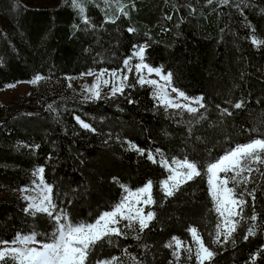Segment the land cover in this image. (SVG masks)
<instances>
[{"label":"trees","instance_id":"obj_1","mask_svg":"<svg viewBox=\"0 0 264 264\" xmlns=\"http://www.w3.org/2000/svg\"><path fill=\"white\" fill-rule=\"evenodd\" d=\"M254 41L264 42V0H83L80 7L72 0L51 6L0 0V90L37 75L46 89L39 103L7 105L0 114V242L32 233L51 240L55 222L25 211L19 195L43 167L58 209L73 223L112 210L125 187L152 183L149 227L140 232L138 224L120 222L125 235L98 242L86 264L113 257L115 264H197L193 227L215 253L204 264H264V164L253 165L259 171L247 185L255 188L258 219L241 220L227 243L223 235L213 243L219 216L207 172L230 149L264 138V43ZM143 45L144 61L172 73V84L187 96L203 97L204 108L193 114L166 107L153 84L139 82L135 53ZM126 60L132 68L122 94L85 100L69 87L70 77L120 70ZM174 158L195 162L201 175L168 197L161 159ZM245 199L250 217L252 200ZM253 224L256 234L245 240ZM173 238L179 249L168 247Z\"/></svg>","mask_w":264,"mask_h":264},{"label":"snow or ice","instance_id":"obj_2","mask_svg":"<svg viewBox=\"0 0 264 264\" xmlns=\"http://www.w3.org/2000/svg\"><path fill=\"white\" fill-rule=\"evenodd\" d=\"M82 2L83 0H72L74 7H80ZM222 2L227 3V0H222ZM208 3H212V0H208ZM129 31H133V29H129ZM254 43L264 42L254 41ZM146 47L147 45L138 47L135 53L141 60L144 58ZM124 63L127 66L128 61L126 60ZM141 67H147L149 73L155 72L161 74L162 72L160 68H152L147 65H136L137 71ZM104 71L106 70H102L101 75L104 74ZM87 75H92V73L89 72ZM110 75L115 78L117 73L114 70ZM171 77L172 73L169 72L163 75L162 78L165 82H170ZM41 78V76L37 75L33 82L39 81ZM99 79L97 77V84L99 83ZM126 79V76L122 78V80ZM139 82L142 84L157 83L154 80L145 81L142 76L139 78ZM107 83L108 81L105 80L104 84L107 85ZM123 88V83H121L119 88L113 86L111 94L116 95L117 92L122 94ZM86 91H92L93 94L92 96H86L85 100L100 99V92L98 90L93 91V89L86 88ZM172 91L178 92V96L185 100L190 99L185 96L184 92L176 88H173ZM158 98L166 107L175 109L184 108L193 114L198 113L200 108H204V104L202 103L203 97L191 98V103H195L199 107H192L191 103L183 105L176 103L168 99L166 94L164 96H158ZM243 104L244 101H240L235 103L234 107L240 109ZM223 111L229 115L231 114L226 108ZM76 119L81 123L83 128L95 131L94 128H91L90 124L84 123L79 117ZM262 154H264V138H256L252 139L249 143L241 144L230 149L225 155L207 166V172L210 174V192L216 204L215 211L223 218L222 224L217 225L216 237L213 243H220L221 235L224 237L223 242L227 243L232 237V234L236 232L241 220L250 219L253 222L257 221L258 217L255 212V188L249 191L247 185L252 183L253 171H259V168L254 169L253 165L264 164V155ZM148 159L155 162V158L151 153H149ZM163 163L171 173L167 179L162 181V190L168 197L175 195L176 191L179 190L181 182L186 183L196 176L201 175L197 164L190 162L187 158L173 160L172 165H175V167L168 165L166 161ZM43 172V167L36 169L34 172V175L39 181L38 183L34 181V183L39 188L40 195L39 197L31 195L24 196V199L29 201L25 211H29L33 216L40 213L49 216L56 225L55 230L51 234L52 238L47 242L38 241L37 234L32 233L29 235H17L10 243L7 241L0 242L8 245L7 247L0 248V264H86L89 253L98 242L102 241L105 237L110 238L113 235H125V232L117 226L121 220L128 221L125 225L126 228L132 227L133 222H136L139 226V231L143 232L155 218V213L152 211H148L145 215L143 208H133V204H139L141 202L140 199L129 203L128 197L125 196L112 210L103 212L93 223H73L64 209H58L53 196V186L44 181ZM221 173H224L223 178L220 176ZM228 173H232V175L229 176ZM170 182L171 187L169 186ZM230 182L233 185L232 187L228 186ZM241 185L243 187H240ZM151 188L152 183L149 181L144 187L136 190L135 193L127 189L126 192L137 197L140 194H147L142 202L144 205H148L154 203L150 194ZM238 188L240 189L239 192L237 191ZM22 191L27 192L28 190L24 189ZM245 195L252 200V215L250 217H245L243 214L244 208L248 204ZM222 227L224 229L223 232H221ZM189 231L197 244L195 253L197 264H204L205 261H210L215 253L205 246L195 227L189 229ZM255 234L256 225L253 224L248 227L244 239L247 240L249 236ZM137 239H139V236H137ZM232 243H235V240H232ZM180 245L181 241L173 238V241L169 243L168 247L175 246L179 249ZM187 251L191 255V248H188ZM174 255H177L178 258V251ZM252 259L255 260V256ZM116 260L117 258L113 257L108 261L98 260L96 264H115Z\"/></svg>","mask_w":264,"mask_h":264},{"label":"rangeland","instance_id":"obj_3","mask_svg":"<svg viewBox=\"0 0 264 264\" xmlns=\"http://www.w3.org/2000/svg\"><path fill=\"white\" fill-rule=\"evenodd\" d=\"M21 1L24 2L25 4L32 5V6H51V5H54L56 2V0H21ZM136 57H137L136 65H147L148 67H151L144 61V58H143V60H141L140 57H138V56H136ZM136 65H135L134 70L139 74V78L142 76L145 81H148V80L157 81L156 84H153L155 86V94L157 97L158 96H164L166 94L168 99H171L174 102L180 103L182 105L187 104V103H191V98H196V97H189L185 94L186 97L190 98L189 100H185L184 98L178 96V92H173L172 89L175 87L172 84L171 80H170V82H165L164 79L162 78L163 75H166L167 73H163V72H161V74H157L155 72L149 73L147 70V67H141V69L139 71H137ZM131 68H132L131 65L127 64V66L125 65L124 68H122L120 70L119 69L115 70L117 73L115 78H113L110 75V73L114 70H106V69H102V70H106V71H104L103 75H101L102 70L91 72L92 75H87V73L80 74L78 76L70 77L68 79V84H69V87L71 90L77 92L83 98H85L86 96H92V94H93L92 91H86V88L87 89H93V91L98 90L100 92V94H103V95L104 94H111L113 86L119 88L121 86V83H123V85H125L127 79L122 80V78L124 76H126V77L128 76V73L131 70ZM152 68H154V67H152ZM97 77L100 78L98 84H97ZM34 80H35V78L31 81H20V82L13 84V85L7 86L4 89H1L0 90V114L3 110V108L7 105H13V104L18 103V102H23L24 104H26V103H30V104L39 103L42 96L46 93V89H45V87H43L44 82H43L42 78L36 82H33ZM105 80L108 81L107 85L104 84ZM94 86H96V87L94 88ZM197 97H200V96H197ZM191 106L192 107H199L195 103H191ZM173 160H182V159L174 158L170 161L165 160V159H161V162H162L163 166H164L163 162L166 161L168 165L175 167V165H172ZM166 169H168V168H166ZM169 175H171L170 171H169ZM168 176L162 178V180L160 181L161 186H162V181L167 179ZM220 176H221V174H220ZM221 178H223V177L221 176ZM35 182L36 183L39 182L37 177H36ZM36 183H34L33 186L30 188H22L19 191V195L22 197V200H24V202H25V205H26L25 208L27 207L29 201L25 200L24 196L31 195V196L39 197V195H40V190H39V188L36 187ZM147 183H145L143 186H141L137 189H129V188L125 187L124 193H123V195H122V197L118 203H120L121 200L125 196L128 197L129 203H132L133 201L140 199L141 202L139 204H133V208L134 209L135 208H143L144 214L146 215L147 212L149 211V205L150 204L144 205L142 201L144 198H146L147 194H140V196L137 197L135 195H130L129 192H126V189L130 190L132 193H135L136 190L144 187ZM208 183H209V180H208ZM169 186L171 187V182H170ZM24 189H27L28 191L27 192L22 191ZM209 192H210V185H209ZM150 194L152 195V191ZM210 194H211V192H210ZM4 197H5V195H1L0 200L3 199ZM213 201H214V198H213ZM214 205H215L214 206V208H215L216 207L215 201H214ZM218 216H219V214H218ZM122 221L125 224L128 223V221H126V220H121L120 222H122ZM93 222H91V223H93ZM222 222H223V218L219 216V223L218 224H222ZM133 224H137V223L133 222ZM223 231H224V229L222 227L221 232H223ZM191 237H192V244L191 245L193 247V253L195 255L196 249H197V244L195 243L192 235H191ZM7 246L8 245L0 243V248L7 247ZM30 246H37V245H30ZM182 247H187V246L182 245ZM188 247H189V245H188ZM185 254L189 255L188 252H186ZM195 259L197 261L196 255H195Z\"/></svg>","mask_w":264,"mask_h":264}]
</instances>
